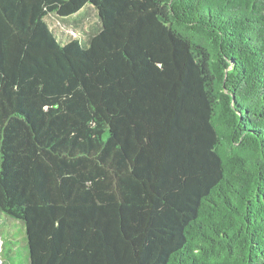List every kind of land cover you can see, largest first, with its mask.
<instances>
[{"label":"trees","instance_id":"1","mask_svg":"<svg viewBox=\"0 0 264 264\" xmlns=\"http://www.w3.org/2000/svg\"><path fill=\"white\" fill-rule=\"evenodd\" d=\"M0 212L29 264H264V0H0Z\"/></svg>","mask_w":264,"mask_h":264},{"label":"rangeland","instance_id":"2","mask_svg":"<svg viewBox=\"0 0 264 264\" xmlns=\"http://www.w3.org/2000/svg\"><path fill=\"white\" fill-rule=\"evenodd\" d=\"M49 23L63 40L85 38L100 29L98 12L92 6L86 7L73 17L50 15ZM25 225L21 221L7 218L0 212V264H29V248Z\"/></svg>","mask_w":264,"mask_h":264}]
</instances>
